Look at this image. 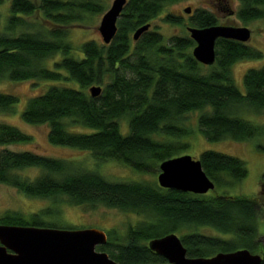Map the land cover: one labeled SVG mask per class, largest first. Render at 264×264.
<instances>
[{"label":"trees","instance_id":"16d2710c","mask_svg":"<svg viewBox=\"0 0 264 264\" xmlns=\"http://www.w3.org/2000/svg\"><path fill=\"white\" fill-rule=\"evenodd\" d=\"M177 1L128 0L110 44L88 40L75 47L72 28L105 12L107 5L101 0H11L8 24L0 31V81L65 79L80 85L78 89L54 85L31 97L23 120L49 123L52 144L90 150L99 161H119L140 172L155 169L191 146L189 138L195 129L185 121L192 112H200L198 129L209 141H246L264 135V125L245 117L251 111L264 112V66L245 72V92L236 86L232 68L238 61L261 58L259 49L221 38L216 63L206 66L194 58L195 41L188 32L165 38L149 30L133 39L139 27L152 24L166 5ZM238 1L236 14L241 21L264 19V0ZM163 19L184 25L183 18L173 13H165ZM189 24L204 28L219 20L215 13L199 9ZM48 60H53L54 68L46 65ZM95 84L104 86L99 97L89 92ZM18 102L16 95L0 92V112H15ZM123 119L128 122L126 132L121 129ZM68 124L96 131L72 132ZM32 139L0 121V145ZM197 159L216 186L240 182L248 174L245 162L231 154L204 150ZM32 168L39 172L28 174ZM0 183L30 197L51 200L52 205L66 198L74 205H103L139 215L141 219L130 224L124 235L109 231L108 242L97 247L119 264L166 261L148 242L171 232L181 237L190 257L240 248L264 253L259 229L262 198L194 194L163 188L154 181H112L72 160L10 149H0ZM261 187L264 194V173ZM52 205L29 214L6 211L0 215V224L60 228L44 219L58 214ZM204 228L221 236L205 234Z\"/></svg>","mask_w":264,"mask_h":264},{"label":"rangeland","instance_id":"374dc122","mask_svg":"<svg viewBox=\"0 0 264 264\" xmlns=\"http://www.w3.org/2000/svg\"><path fill=\"white\" fill-rule=\"evenodd\" d=\"M107 5V9L113 0H101ZM180 0L166 5L164 12L160 17L152 22L151 31L161 32L165 38L173 35H190L187 27L191 16L199 9L208 10L215 13L219 20V24L227 25H243L248 26L252 30V38L246 43L252 47L259 49L263 55L259 59H245L234 64L233 76L236 86L245 92L244 74L250 68H261L264 66V19L254 20L248 23L241 21L236 10L239 7L238 0ZM11 0H3L0 5V31H5L8 24ZM192 7L191 13H186L185 8ZM230 9L235 10L230 13ZM165 13H173L183 18L184 25H174L166 22L163 17ZM104 12L91 15L86 18L85 22L75 25L70 34V39L75 47H79L84 41L96 40L104 43L99 32V26ZM193 47L191 48V52ZM61 58L57 56L56 59ZM46 65L54 68L53 60H48ZM66 73L65 70H63ZM69 86L79 88L80 85L74 80H42L30 79L23 81H15L4 79L0 81V92L13 94L19 98V102L15 107V112H0V121L9 123L20 128L22 131L30 134L33 139L26 143H15L8 145H0V149H10L14 151H32L35 153L63 158L77 162L78 164L97 170L105 177L112 181H132L145 180L158 182L160 173V163L155 169L147 172H140L121 163L119 161H99L95 158L90 150H83L75 147L56 145L49 141L48 134L50 124H28L22 118V112L25 109L31 97L45 93L51 86ZM104 87L103 85H101ZM200 112H192L187 114L185 123L194 127L195 132L190 136L191 146L182 154H191L198 158L204 150H216L223 153L231 154L241 158L248 169L247 176L240 182L217 185L214 190H210L207 194L219 195L226 193L232 196L258 197L264 201V194L261 192V177L264 173V135L255 136L246 141H235L225 139L221 141H209L198 129L197 116ZM249 114V115H248ZM246 118L257 124L264 125V112H249ZM67 129L78 133H93L96 129L80 125L68 124ZM121 129L123 132L128 130V122L126 119L121 121ZM38 169H28L27 173L36 175ZM261 201V200H259ZM261 201V202H262ZM52 201L48 199L30 197L14 187L0 183V215L6 211H18L24 214L39 211L41 208L49 207ZM58 214H50L44 217L45 220L57 223L60 228H98L109 231H119L124 235L130 224H135L140 218L139 215L127 212L118 208H110L103 205L91 207L88 205H74L69 203L66 198L61 199L58 205H52ZM263 214L259 220V229L261 238L264 239V207ZM203 233L214 236H221L214 229H202ZM223 237L225 235H222ZM264 255V253H259Z\"/></svg>","mask_w":264,"mask_h":264},{"label":"water","instance_id":"95a60500","mask_svg":"<svg viewBox=\"0 0 264 264\" xmlns=\"http://www.w3.org/2000/svg\"><path fill=\"white\" fill-rule=\"evenodd\" d=\"M128 0H113L104 12L99 26L103 42L110 44L118 32V20ZM234 13V10H229ZM186 13L192 7L185 8ZM151 23L139 27L133 33L137 41L149 31ZM195 41L192 54L206 65L216 63L218 39L250 42L252 30L243 25L215 24L209 27L188 26ZM92 97L103 92L101 85L89 88ZM159 185L194 194H207L216 188L215 182L204 171L200 159L191 154L169 158L160 164ZM108 242V233L98 228H55L0 224V264H119L107 252L97 247ZM149 248L163 256L164 262L144 264H264V255L248 248L231 252H218L209 257H190L181 237L175 232L151 239Z\"/></svg>","mask_w":264,"mask_h":264},{"label":"flooded vegetation","instance_id":"af4514ba","mask_svg":"<svg viewBox=\"0 0 264 264\" xmlns=\"http://www.w3.org/2000/svg\"><path fill=\"white\" fill-rule=\"evenodd\" d=\"M219 1H222V0H219ZM224 2L227 3L226 0H224Z\"/></svg>","mask_w":264,"mask_h":264}]
</instances>
